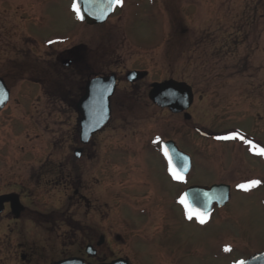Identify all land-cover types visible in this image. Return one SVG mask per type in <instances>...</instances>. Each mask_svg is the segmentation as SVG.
Segmentation results:
<instances>
[{
  "label": "rangeland",
  "instance_id": "rangeland-1",
  "mask_svg": "<svg viewBox=\"0 0 264 264\" xmlns=\"http://www.w3.org/2000/svg\"><path fill=\"white\" fill-rule=\"evenodd\" d=\"M3 1L0 70L4 65L30 64L34 58L37 74L34 98H28L25 107L17 102L22 100L18 96L20 91L32 94L31 85L19 79L9 82L12 101L0 124V194L18 193L26 207L20 237L24 247L39 258L51 251L56 258L79 254V233L62 223L63 215L77 224L96 225L99 220L102 231L113 227L125 234L122 227L140 214L129 205L119 206L114 215L110 192L105 190L102 209L97 210L95 184L103 172L118 178L135 174L145 180L143 192L152 189L165 196V202L155 206L152 191L147 194L149 199H143L150 209L147 218L154 225L164 213L171 226L160 234L180 250L182 264H236L264 252V156L239 139L264 148V0H175L176 8L166 4L160 8L164 13L151 8L148 18L135 13L128 20L117 18L111 37L104 34V26L82 25L72 12L73 0H5V7ZM182 27L189 31L185 37H180ZM80 43L86 67L70 70L56 65L66 49ZM133 70L147 76L130 83L126 73ZM110 72L120 78L112 119L84 147L79 160L73 155L82 148L75 109L79 89L89 76ZM166 80L192 88L194 102L186 112L190 120L149 101L151 85ZM233 135L237 138L217 139ZM164 141H173L192 160L181 188L164 178V171L169 175L159 149ZM80 162L85 184L77 190L86 199L79 201L73 187L58 182L67 174L73 178ZM47 163L55 173L49 172ZM251 180L261 183L248 191L237 187ZM119 184L120 196L130 204L137 202L140 194L127 186L122 191ZM215 184L231 187L230 202L204 224L189 220L179 203L186 188ZM39 215L53 218L47 224L42 219L33 223L31 217ZM68 234L75 242L70 240L67 246L63 238ZM122 244L121 238L119 252L126 255ZM25 254L30 260V253Z\"/></svg>",
  "mask_w": 264,
  "mask_h": 264
},
{
  "label": "flooded vegetation",
  "instance_id": "flooded-vegetation-1",
  "mask_svg": "<svg viewBox=\"0 0 264 264\" xmlns=\"http://www.w3.org/2000/svg\"><path fill=\"white\" fill-rule=\"evenodd\" d=\"M2 3L4 4L3 7H5V0ZM21 4L22 2L20 3V6ZM166 4H170L176 8L175 5L177 3L175 0H123L122 6H116L112 14L110 15V17L104 24L88 25L86 22H83L80 19H78V21L82 25L84 26L88 25L89 27L104 26V29L106 30L104 34L111 37L114 34H116L115 25L117 23L116 22L114 23V21H116L117 18H125L126 20H128L130 13H135L136 16L138 17L148 18L151 8L154 9L156 13H164L160 11V8L161 7L164 8ZM17 12L21 16H24L22 14V10L20 11L18 10ZM72 12L74 16L77 18L76 13L73 11V8H72ZM161 25L163 28V18H162ZM188 32L189 31L187 28L182 27L180 29V37H185V35L188 34ZM30 37L32 38L34 42V36H30ZM83 48H84L83 43H80L78 46H75V47H69L68 49L65 50V53H63L65 57H63L62 60L59 62L57 60L55 61L56 65L69 68L70 70L72 68L75 69V67L76 68L78 67L80 70H81V67L83 69V67H86L85 57L82 52ZM134 71L139 72L138 70H133V71H129L128 73L134 72ZM128 73H126V80H127ZM34 75H37V74H34V58L31 59L30 64H25L24 66H21L18 64H12V66H9V67L4 65L3 69L0 70V80L4 83L6 89L8 90V96H9L8 102L0 110V124L4 120L2 119V115L5 114L4 117H6L7 119L6 113H8L7 111H9V106L12 101L13 92H12V88L10 87L9 82L12 79H17V80L19 79L22 81H26L31 85L32 91H33L32 94L25 95V91H20L22 92V94L18 96L22 98V100L19 99L17 100V102L20 103L21 106L25 107L27 106V103H28L27 99L34 98ZM110 75L116 76V91H115V94L111 98V117L108 123L106 124V126L101 131H103L108 126V124L110 123L112 119V101L117 93L118 84L120 83V78L118 77L117 73L110 72L109 74H93L89 76L88 79L84 82L83 86L79 89L80 91L79 100L75 104V109H76L78 102L85 95L86 86L90 80L94 78L108 77ZM39 78L40 77L38 76L36 80H38ZM79 122H80V117L78 120V131H79L78 139L80 141ZM94 136L91 137L90 141L92 140ZM90 141L88 142V144L90 143ZM161 143L159 145L160 150H161ZM88 144L86 145L82 144V148H78L82 151L79 156L75 154V150L77 149L74 150L73 155L77 159L81 160V158L85 154L84 147L87 146ZM17 157L19 158V155H17ZM115 157L119 158L120 156H115ZM165 159L167 160L166 157ZM80 163H81L80 168L74 171L76 173V175L74 176L75 178L74 177L72 178L70 174H67L65 176H62L58 182V185L65 184L64 187L65 188L67 187V189H70L73 187V190L75 189L74 196L76 198L79 196V192L77 188L78 187L82 188V185L85 184L84 163L82 162ZM167 164L169 166L168 160H167ZM45 166L48 167L49 172L55 173L53 171L54 170L53 165H51L50 163H47L45 164ZM168 173L169 175L168 174L165 175V171H164V178L168 179V181L172 185H177L179 188H181L182 180L174 179L173 176L171 175L170 170ZM112 175H113L112 173H107L105 175L103 172H101V174H99V176L96 179L95 185L97 186V204H98L97 210L102 209V204L100 203H101L102 194L106 193L105 191H107L108 193L110 192L109 200L112 205L113 211H115L114 215L117 214V210L119 206L124 208V207H130L132 205L131 208L138 211L140 214V217H136L135 219H130L132 220V222L127 221L126 225H124L125 227L124 226L122 227L124 231L123 233L125 234L120 235L118 233V230L116 231L113 227H110L109 229H107L108 232L102 231L100 227L102 226L101 225L102 222L99 220L98 221L96 220V225H86L81 222L77 224V223H74L70 217L63 215L61 216V218H59L63 221L62 223L66 224L71 230L78 231L79 241L82 244L80 245L82 247V250H80L79 254H74L71 256L63 257V258H56L54 251H51V254L46 255V256L43 254L41 258H39L38 256H35V254L33 253L31 249H27L26 247H24L22 245V241H20V237L22 236V231L24 228L22 226V220H23L22 215L26 210V207L22 204L20 194L15 193V192L4 193V194H0V197L16 195L19 199L20 205L24 208V211H22L19 214V216H17L16 213L13 211L14 204L12 203V200L7 199L2 203V210L0 212V256L2 257L0 258V263H4V264H31V263L39 264L41 263V264H44L46 262V264H53V263H56V262H59L65 259L78 258V259L83 260L85 264H111L112 262L117 261L119 259H124L129 264H182L180 250L177 249V246L173 244L172 240L168 239L165 235L160 234V233L164 234L167 231V229L170 228L171 226V224L167 222L166 217H164V213L162 214V217H159V219H157L158 221H155L154 225H150L149 219L147 218V215L150 214V211H149L150 209H149V206H147V204L144 203L143 201V199L144 200L149 199V197H146L147 194L151 193L152 191L151 195L152 196L154 195V199H153L154 204L152 205H155V206H158L159 204L163 203V201L165 202V196L155 193L152 189H148L147 191L143 192L142 189H144L145 180L141 178L139 179L135 174H132L129 177L126 176L122 178L112 177ZM119 183H122L121 189L124 186H127L129 191H132V193L140 194V197L136 198L137 202L130 204L127 200L128 198L123 199L120 196V193L122 192L119 193L118 191V188L120 187ZM136 186H137V189L135 188L136 191H134L133 188ZM122 191H125V189H122ZM79 197H80L79 201L84 198L86 199L85 195H81ZM71 201H74V199L70 197L69 203H71ZM170 204L172 205V202ZM180 206H183V205L180 204ZM33 214L35 213H32V215ZM99 217L101 218V214ZM32 218L34 220H32ZM49 218H53V216L39 215L38 218H34L32 216L31 220L34 223V221L38 222L39 220L42 219V222L47 224V223H50ZM1 231H4V232L1 234ZM31 234L32 233L30 231V235ZM31 237L34 239L33 234L31 235ZM121 238H122L123 243H125L124 245L122 244L121 246L123 247L122 249H125L126 255L120 254L119 252V246H120L119 241ZM70 240H73L75 242L74 237H72L70 234L64 235L63 241L64 243L67 241L66 242L67 246ZM39 249L41 250L40 247ZM25 252L30 253L28 257V258H31L30 260L26 261ZM33 259H34V262H32Z\"/></svg>",
  "mask_w": 264,
  "mask_h": 264
},
{
  "label": "water",
  "instance_id": "water-1",
  "mask_svg": "<svg viewBox=\"0 0 264 264\" xmlns=\"http://www.w3.org/2000/svg\"><path fill=\"white\" fill-rule=\"evenodd\" d=\"M80 6L81 12L84 16L82 21L86 22L88 25L104 24L114 10H109L102 15L101 10L104 7L103 4H97L95 6L90 5L89 11H84L83 0H80ZM145 76L146 74L142 72H130L127 74V81L132 83L143 79ZM0 91L3 93V95H0L1 110L8 102L9 98L8 90L1 80ZM115 91V75L94 78L87 83L85 95L81 98L76 107V110L80 115V141L83 145L88 144L91 137L100 132L108 123L111 117V98L115 94ZM148 98L153 105L159 108L168 109L172 114L184 113L186 120L191 119L190 115L186 112L194 102V93L192 88L184 82L168 80L162 83H154L151 85ZM161 148L162 151L164 148L168 149L173 165L180 169L183 177L190 173L192 168L191 158L180 151L173 141L163 142ZM81 152L80 149L75 150L77 156H79ZM194 191L208 192L212 195V202L203 209L209 213V215L215 208H223L226 206L231 198V187L225 184H215L210 187L191 186L185 191V193H192ZM7 199L12 200V203L14 204L13 211L19 216V214L24 211V208L20 205L19 199L16 195L0 197V212L2 210V203ZM53 264L85 263L81 259L70 258ZM111 264L129 263L124 259H119ZM244 264H264V252L254 254L247 260H244Z\"/></svg>",
  "mask_w": 264,
  "mask_h": 264
},
{
  "label": "snow or ice",
  "instance_id": "snow-or-ice-1",
  "mask_svg": "<svg viewBox=\"0 0 264 264\" xmlns=\"http://www.w3.org/2000/svg\"><path fill=\"white\" fill-rule=\"evenodd\" d=\"M84 11H89V6H95L97 4H103V8L101 10V14H105L107 11L114 9L116 6H122L123 0H83ZM73 11L76 13L77 19L83 20L84 16L81 12L80 0H74L72 5ZM0 95H3L2 91H0ZM237 136L233 135L231 137L223 136L217 137V139H236ZM239 139L243 140L246 144L250 145V149L254 151V154L259 156H264V148L258 147L252 141L245 140L243 137H239ZM165 157L169 162V170L174 179L183 180V176L181 174L180 169L173 165L171 156L169 155V151L167 148L163 149ZM261 182L259 180H251L247 183L239 184L237 187L241 190L248 191L252 187H256ZM190 197V199H189ZM212 195L208 192H199L194 191L192 193H184L180 198L179 203L183 205L185 209L186 217L189 220L196 219L199 223L204 224L207 220L209 213L204 211V207H206L209 203L212 202ZM225 251H230L229 248H225ZM238 264H244V261H239Z\"/></svg>",
  "mask_w": 264,
  "mask_h": 264
}]
</instances>
